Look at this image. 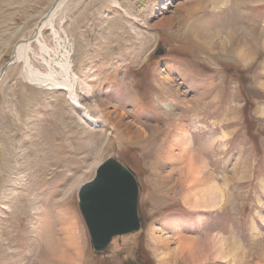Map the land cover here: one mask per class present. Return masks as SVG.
Here are the masks:
<instances>
[{"label": "rangeland", "instance_id": "rangeland-1", "mask_svg": "<svg viewBox=\"0 0 264 264\" xmlns=\"http://www.w3.org/2000/svg\"><path fill=\"white\" fill-rule=\"evenodd\" d=\"M57 1L0 0V74L10 64L0 79V264H57L44 254L47 235L74 256L63 241L68 222L80 237L77 264L189 263L186 253L159 256L153 233L173 238L171 249L175 236L189 237L207 253L200 264H264V0H228L216 10L210 0H64L52 15ZM167 18L171 26L156 27ZM194 24L216 33L211 51L193 40ZM39 28L43 48L33 42ZM228 38L245 42L246 59L230 52L236 44L223 53ZM27 43L41 74L60 79L68 55L76 96L92 119L98 100L129 127L89 125L66 92L30 82L13 57ZM176 122L219 191L210 209H189L180 183L169 191L159 171L171 166L161 154ZM107 158L134 172L142 223L95 254L77 193ZM232 237L236 256L218 258L212 247Z\"/></svg>", "mask_w": 264, "mask_h": 264}, {"label": "bare ground", "instance_id": "bare-ground-1", "mask_svg": "<svg viewBox=\"0 0 264 264\" xmlns=\"http://www.w3.org/2000/svg\"><path fill=\"white\" fill-rule=\"evenodd\" d=\"M210 1L212 3L213 9H215V10H216L217 6L219 7L218 9H220V7H224V8L226 7L227 8L229 5L227 3L228 0H210ZM63 3H64V0H58L56 2L55 6L53 7L52 11H51V14L53 15V13L57 10V8L59 9ZM211 3H210V5H211ZM196 7H198V6H196ZM192 9L190 8L191 11H192ZM237 9L238 8L236 6H233L234 11ZM196 10L197 9H195L194 12ZM185 12H186V10H185ZM185 12H183V13H185ZM180 19H183L182 16H180ZM45 20H46V18H45ZM47 23L50 24V20H48ZM172 24H173V19L167 18L165 20H161L159 22H156L155 25L158 28H162V27L164 28L166 26H171ZM184 25H186L187 28H190V23H187V19H185V23L183 24V26ZM191 25H193V24H191ZM43 26L44 25H42V27ZM180 27H181V25H180ZM201 27H203V26H201ZM40 32H41V28H39V32L37 30L38 36L35 40H33V42L39 43L38 38L41 34ZM189 32H191V34H193L192 38L195 42L200 43L201 45H203L204 48H207L208 50L211 51L213 44L215 43L214 42V37L216 36L215 32H211L210 28L196 29L195 24H194V27L192 26V28L190 29ZM260 41H261L260 43H261L262 47H264V35L261 36ZM227 42L228 43L220 42L221 46H219V47L220 48L222 47L223 53L228 51V50H225L226 49V48H224L225 45L236 44L237 45L236 48L230 49L231 50L230 52L232 54H235L239 59H246L248 57L249 49H248V46H246L244 44L245 42L239 43V44L232 43L234 41L233 40L231 41V38H228ZM29 44L28 43L23 44V45L21 44L20 46L15 48L13 51V55H14L13 57L17 60L22 59L24 66H25L26 75L28 76L30 82L41 85V87H43V88L54 89L55 87H59L61 90L66 92L67 98L70 101V103L73 104L78 109L82 110V113H81L82 120L86 121L89 125H93V126H97V127H99V126L100 127H104V126L107 127L108 126L110 129H118L117 127L122 128L124 126L129 127V124H127L126 122L123 121L122 116L114 113L113 110L104 109L105 104L102 101L95 100L94 105H93L94 106L93 109L96 112L98 119H92L90 117L88 110L81 107V105L78 101V97L76 96V93H75V86L77 84V79L73 75L70 74V68L71 67H70L69 62H68V55H65V58L62 59V61H61L60 79L58 78L59 76H57L52 71H49L46 74H41L38 71H34L32 65L30 64L29 58H28V48L30 46ZM39 45H40V43H39ZM40 46L42 48L44 47L43 45H40ZM250 60H251V58H250ZM165 66H166V68L173 67L176 71L179 70L178 67H175L174 65L169 64V63H165ZM161 81L165 85L170 83V79L167 78L166 76L161 78ZM156 85H157V83H156ZM158 88H159V92H160L161 90H164L165 87H163V85H162V86H159ZM170 88H171V91L173 92L174 95H176L178 93L177 91H174V89L171 86H170ZM182 102L184 103V101H182ZM130 132H131V129H130ZM138 132L139 131H137V134H138ZM168 136L170 138L166 141L163 152H162V154L161 153L160 154L162 155V158H164L165 162L166 161L170 162L171 166L168 169H164V167H162L163 170L162 169L159 170V171H161L162 174H164L167 177V181H168V185H169V186L167 185L168 190L169 191H172V190L175 191L176 190V183H180L182 190H178L177 193H179L183 196V199H185L184 204H186V206L189 209H195V210L202 209L203 210V209H210V207L216 206L217 205L216 203L218 202L217 201L218 200V193L217 192H219V191L214 188V186H213L214 184H212L213 178L209 174V172L206 171V168H205L203 161H201L199 158H196L194 153L189 151V146L187 144L188 138H186V133L183 131L182 124L176 122L173 125L172 130L169 132ZM127 138H129V137L127 136ZM162 166H165V165H162ZM175 174H178V175L175 176ZM184 188H185V190H184ZM64 226L66 229H65V233H64L65 237L63 238V241H66L65 246L68 247V249H70V250L72 249V252H73L72 254L75 256V258H74V256H70L68 253H65L61 250L62 247H60L61 244L58 241L59 238L57 239L56 238L57 236L55 237L53 235L54 233L51 235H53V237H55V239L58 242L55 239H51L50 237H47L48 235L46 234L47 236H45V237H46V240L48 242H47L46 247H44L45 248L44 254L48 253L50 261L52 260L53 262H55L57 264H77V263H75V261H76L75 259L78 256L80 257V255H79V253H80V237L77 234L76 224L74 222H68L67 225H64ZM50 232L48 234H50ZM151 235H152V239L155 242V244L157 245V247L160 248L158 250L159 256L164 257L165 254L167 255V254L174 251L179 256V258L185 257L184 253H186L187 259L189 260L188 264H190V263L191 264H200V263H203L204 261L207 260V253L202 249V246H200L196 242L187 240V239H189V237L175 236V239H174V240H176V242H174L175 247H173V249H171L170 244H173L171 241V240H173V238L170 239V237H168V236L164 237V238L161 236L154 237V235H155L154 233ZM61 241L62 240H60V242ZM217 244H218V246H220V248L218 246H213L212 250H213V252H216V250L219 251L218 252V258H220V259H222V258L223 259H229L233 253H234V255L237 253L236 251H238L239 247H240V245H238V242L234 237L230 238L228 241L218 240ZM229 246H230V248H229ZM66 247H65V249H66ZM227 248H229V249H227ZM156 251H157V249H155V252ZM262 253H261V255H264ZM216 257L217 256H215V258ZM230 261H232L233 264H236V262L234 260H230ZM164 264H169V263H168V261L167 262L165 261Z\"/></svg>", "mask_w": 264, "mask_h": 264}, {"label": "water", "instance_id": "water-1", "mask_svg": "<svg viewBox=\"0 0 264 264\" xmlns=\"http://www.w3.org/2000/svg\"><path fill=\"white\" fill-rule=\"evenodd\" d=\"M77 200L89 245L95 254L104 252L114 238L140 230L135 174L115 158H107L96 168L93 178L79 188Z\"/></svg>", "mask_w": 264, "mask_h": 264}]
</instances>
